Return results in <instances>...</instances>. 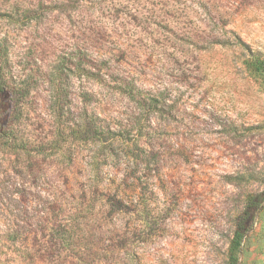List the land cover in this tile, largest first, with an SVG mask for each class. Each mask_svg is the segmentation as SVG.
<instances>
[{"label":"rangeland","instance_id":"1","mask_svg":"<svg viewBox=\"0 0 264 264\" xmlns=\"http://www.w3.org/2000/svg\"><path fill=\"white\" fill-rule=\"evenodd\" d=\"M0 41V264H225L249 195L264 264V0H0Z\"/></svg>","mask_w":264,"mask_h":264},{"label":"trees","instance_id":"2","mask_svg":"<svg viewBox=\"0 0 264 264\" xmlns=\"http://www.w3.org/2000/svg\"><path fill=\"white\" fill-rule=\"evenodd\" d=\"M6 48L0 41V137H6L9 133V126L11 124L12 113L15 106V95L17 90L9 83L4 74V56ZM244 65L250 72L264 75V56L260 53H249L244 60ZM87 134L93 132V128L85 130ZM114 135L113 131H108ZM90 165L97 169L99 162L95 156H90ZM259 196L249 195L246 197L244 209L237 217L232 238L229 243L227 259L225 264H237V251L241 241L250 228L252 219L259 208Z\"/></svg>","mask_w":264,"mask_h":264}]
</instances>
